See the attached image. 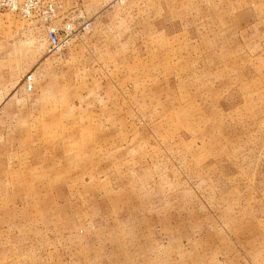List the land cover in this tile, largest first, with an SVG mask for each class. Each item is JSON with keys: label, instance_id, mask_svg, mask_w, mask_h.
<instances>
[{"label": "rangeland", "instance_id": "obj_1", "mask_svg": "<svg viewBox=\"0 0 264 264\" xmlns=\"http://www.w3.org/2000/svg\"><path fill=\"white\" fill-rule=\"evenodd\" d=\"M61 3L0 11V264H264V0Z\"/></svg>", "mask_w": 264, "mask_h": 264}, {"label": "built area", "instance_id": "obj_2", "mask_svg": "<svg viewBox=\"0 0 264 264\" xmlns=\"http://www.w3.org/2000/svg\"><path fill=\"white\" fill-rule=\"evenodd\" d=\"M58 0H0V11L7 10L29 19H39L44 25L45 37L51 50L66 47L72 37L88 28L87 23L75 25L59 14Z\"/></svg>", "mask_w": 264, "mask_h": 264}, {"label": "crops", "instance_id": "obj_3", "mask_svg": "<svg viewBox=\"0 0 264 264\" xmlns=\"http://www.w3.org/2000/svg\"><path fill=\"white\" fill-rule=\"evenodd\" d=\"M59 1V3L62 5V3H61V0H58ZM59 14L62 16L61 18H65L66 20L68 19V17L67 16H65V15H63V12H62V10H59Z\"/></svg>", "mask_w": 264, "mask_h": 264}]
</instances>
